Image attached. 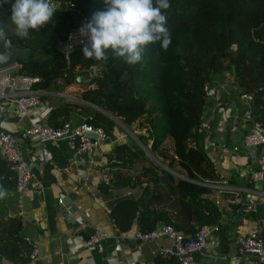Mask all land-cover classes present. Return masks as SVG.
<instances>
[{"label": "trees", "instance_id": "1", "mask_svg": "<svg viewBox=\"0 0 264 264\" xmlns=\"http://www.w3.org/2000/svg\"><path fill=\"white\" fill-rule=\"evenodd\" d=\"M13 2L0 0V14ZM52 2L58 9L52 20L32 31L28 39L11 35L8 46L29 50L26 62L17 61L20 74L38 78L33 89H55L60 78L80 86L81 100L94 109L77 123L99 126L115 141L120 128L100 112L104 111L133 133L138 143L130 140L111 145L105 163L110 169L109 181L98 183L102 192L121 194L108 211L114 229L128 232L135 226L148 231L162 223L189 234L200 225L216 224L219 231V206L210 197L211 188L204 185L215 176L198 129L207 105L208 84L225 71L250 95V114L264 125V0H169L170 7L162 13L167 17L171 45L167 51L159 43L147 46L142 60L132 66L110 52L106 62L85 59L82 43L65 51L57 49L59 42L78 31L94 13L106 10L104 0ZM93 65L94 74L89 76ZM78 107L57 101L46 124L57 127L69 121ZM167 138L171 154L157 148ZM143 149L156 154L169 168L180 167L186 177L168 175L161 183L163 169L146 162ZM140 161L146 165L136 175H129L127 171ZM0 186L14 190L13 171L1 156ZM20 233L19 218L0 220V256L12 262L28 259ZM153 260L173 264L171 256Z\"/></svg>", "mask_w": 264, "mask_h": 264}, {"label": "crops", "instance_id": "2", "mask_svg": "<svg viewBox=\"0 0 264 264\" xmlns=\"http://www.w3.org/2000/svg\"><path fill=\"white\" fill-rule=\"evenodd\" d=\"M223 74L208 84L207 105L201 121L207 123L209 133L204 136L200 132L202 147L212 163L215 176L207 181L206 186L211 188L210 197L213 200L218 197L217 205L214 204L219 206L220 227L219 231L207 238L202 249L193 253V264H264V260L256 261L249 255H240L237 262L232 260L237 256L234 241L237 235L246 234L252 227L264 230V180H250V172L255 168L250 154H256L258 150H245L240 145L247 123L230 118L228 114L232 110H242L244 106L235 87L229 90L223 88L220 83ZM42 100L46 102L44 97ZM81 117L82 113L76 109L71 113L69 122L75 124ZM26 123L25 116L12 118L0 111V130H20ZM219 139L224 141L226 148L219 149L214 145V141ZM114 142H104L95 152L93 162L83 166L72 163L73 151L64 138L42 144L47 153L46 160L31 163L33 174L41 186L39 191L32 192L37 196L36 204L32 203V194H18L14 190H7L0 197V220L19 218L21 238L27 236L36 244L39 258L35 261L27 259L12 262L0 256V264H123L121 258L127 257L140 263L147 264L151 261L150 251L156 245L151 242L137 244L133 240V234L137 230L135 226L128 232H117L108 218L111 203L121 194L112 190L102 192L98 188L101 166L106 163L107 154ZM232 145H238L236 152L230 150ZM17 150L24 158L31 157L28 145L21 140L17 144ZM246 153L249 154L247 159L242 157ZM217 185L240 189L242 198L255 202V211H242L234 218L237 211L234 208L238 205L231 201L233 195L217 189ZM222 194L226 196L225 199L220 198ZM58 198L61 199L60 202L57 201ZM72 206H75L74 210ZM239 208L238 206L237 209ZM80 219H85L83 221L88 227L74 232L73 228ZM97 230L107 232L109 237L88 250L83 248L81 241ZM23 243L28 247L24 241ZM168 244L164 239L158 241L159 246Z\"/></svg>", "mask_w": 264, "mask_h": 264}, {"label": "built area", "instance_id": "3", "mask_svg": "<svg viewBox=\"0 0 264 264\" xmlns=\"http://www.w3.org/2000/svg\"><path fill=\"white\" fill-rule=\"evenodd\" d=\"M73 37L71 32L66 40H70ZM76 37L80 39L79 33ZM79 43H81V39ZM6 45H9L8 40H6ZM70 47L68 46L67 49ZM19 68V61H15L12 66L0 71V111L12 118L25 116L27 123L18 132H16L17 130H0V156L7 164H10V168L13 171L14 191L18 194L30 195L33 191L41 189L39 182L33 174L31 163L46 160L47 153L42 148L44 142L64 138L68 147L73 151L74 157L72 163H79L83 166L84 164L89 165L93 162L95 152L109 139L101 127L93 126L84 121L75 124L65 121L57 127L47 125V114L55 102L63 98L76 100V97L73 94L65 92L66 83L62 78L56 81L58 84L57 89H33L32 83L36 82L38 78L20 74ZM234 87L237 89L238 97L242 100L244 108L239 111L237 109L232 110L228 116L247 123L246 130L241 135L240 145L245 150L249 148L258 150L256 154H250L252 163L255 165V168L250 172V180L261 182L264 180V125L250 114V95L242 92L236 84ZM42 97L45 98L46 102L42 100ZM220 112L222 113L223 111L220 110ZM198 130L204 136H207L209 133L207 123L202 121ZM19 140H26L23 142L29 147L31 152L30 158H24L19 154L17 150ZM214 145L219 149L226 148V144L220 139L214 141ZM237 149L238 145L230 147L232 152H236ZM79 156L82 157L79 159ZM242 157L247 159L249 154H243ZM101 167L99 180L102 183H107L110 178V169L105 164ZM204 185L207 184L204 183ZM216 187L219 190L222 189L221 191L231 193L233 195L231 201L235 205H238L242 211L246 213H253L255 211V202L251 199L242 198L240 196V189L227 188L224 185H217ZM125 195H129V192H126ZM57 201L60 202L61 199L58 198ZM214 203L217 205L218 197L214 199ZM83 220L85 219H80L77 222L73 228L74 232L88 227ZM217 230L216 224H204L196 227L194 232L188 234L175 229L171 224L159 223L148 231L136 230L133 234V240L139 245L148 242L156 245V248L150 251L152 259L147 264H165L153 260L157 257L165 256H171L173 264H193V253L202 249L205 246L207 238ZM108 237L107 232L97 230L89 233L81 241V245L88 250ZM161 239L166 240L169 244L167 246H159L158 241ZM23 241L29 247L27 253L28 260H37L39 255L36 244L27 236L23 237ZM234 241L237 252V256L232 258L234 262L238 261L240 255L252 256L256 261L264 260V230L252 227L246 234L237 235ZM121 259H123V264H146L140 263L131 257Z\"/></svg>", "mask_w": 264, "mask_h": 264}, {"label": "clouds", "instance_id": "4", "mask_svg": "<svg viewBox=\"0 0 264 264\" xmlns=\"http://www.w3.org/2000/svg\"><path fill=\"white\" fill-rule=\"evenodd\" d=\"M104 4L106 10L94 13L78 30L85 59L106 62L110 52L132 66L142 60L149 45L159 43L167 51L172 38L162 10L170 7L169 0H104ZM57 11L52 0H14L10 17L14 34L28 39L32 31H39L50 22ZM3 38L0 29V39ZM4 59L0 56V60ZM5 194L0 186V197Z\"/></svg>", "mask_w": 264, "mask_h": 264}, {"label": "rangeland", "instance_id": "5", "mask_svg": "<svg viewBox=\"0 0 264 264\" xmlns=\"http://www.w3.org/2000/svg\"><path fill=\"white\" fill-rule=\"evenodd\" d=\"M220 83L223 85V88L225 90H229L230 88H234L235 80L233 79V76L230 72L225 71L223 74L222 79L220 80ZM51 89V88H50ZM80 91L81 88L80 86L75 82L74 84H66L65 85V92L67 94H73L76 97V100L74 99H60V100H66L67 102H73L78 104L80 107H78V112L82 113L83 116H85V114L91 113V110L89 108L93 109V106H89L87 105V103L83 102L80 98ZM108 115L114 117L111 113L106 112ZM115 120H117L118 122H120L116 117H114ZM117 127L120 128V131H116V140L115 142H121V141H130L133 140V133L130 132L126 127L121 126L119 123H115ZM157 148L161 149V150H165L167 153L171 154V140L169 138H167L161 145H159ZM145 158H146V162L151 161L153 163L152 159H155L156 161H158V164L153 163L154 165L158 166L160 169H163V167L165 169H167V176L171 175L172 178H185V172L178 166H174L172 168L167 167L164 162H162L154 153H150L148 150L145 149ZM146 165L145 162H138L134 165L133 169L131 171H127V173L129 175H136L141 166ZM167 176L165 181H167Z\"/></svg>", "mask_w": 264, "mask_h": 264}, {"label": "water", "instance_id": "6", "mask_svg": "<svg viewBox=\"0 0 264 264\" xmlns=\"http://www.w3.org/2000/svg\"><path fill=\"white\" fill-rule=\"evenodd\" d=\"M10 17H11V8L7 9L6 11H4L3 13L0 14V29H2L4 32V38L0 39V56L5 57L4 60H0V71L12 66L14 64V62L17 60H19L21 62H26L28 60V56L30 54L28 49L9 47L6 45L7 38L10 37L11 35H15L13 27L11 25ZM78 33H79L78 31H73L72 35L74 37L71 38L70 40H63V41L59 42L57 44V49L59 51H65L68 46H72V45L79 43L80 39L76 37L78 35ZM85 42H86V39H85ZM35 55H36L35 53L32 54V57H34ZM93 74H94V66H91L88 69V75L92 76ZM77 80H80V79L78 78ZM87 105H90V104L87 103ZM101 112L104 115H106L107 117H109L110 119H112L115 123H119L121 125V123L118 122L117 120H115L114 117L108 115L104 111H101ZM133 138H134V141L136 143H138L137 140L135 139L134 135H133ZM143 150H144V152H146L145 149H143ZM152 160H153V163H155V164L159 163L155 159H152ZM7 165L10 167V164H7ZM166 176H167V169H165L163 167V173H162V176L160 178L161 183H163L165 181ZM31 197H32V203L36 204V201H37L36 194L33 193L31 195ZM74 209H75V206H72V210H74ZM241 212H242L241 208L237 209L234 218H236Z\"/></svg>", "mask_w": 264, "mask_h": 264}]
</instances>
